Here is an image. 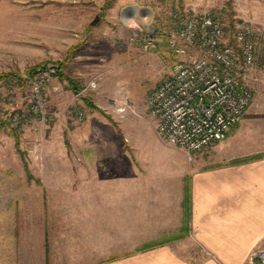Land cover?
Returning a JSON list of instances; mask_svg holds the SVG:
<instances>
[{"label": "rangeland", "instance_id": "1", "mask_svg": "<svg viewBox=\"0 0 264 264\" xmlns=\"http://www.w3.org/2000/svg\"><path fill=\"white\" fill-rule=\"evenodd\" d=\"M173 11L212 12L228 40L242 23L253 27V97L228 135L248 119L264 125V0H0V74L8 75L0 77V207L14 205L16 221L56 219L59 213L45 209L72 204L78 198L71 190L94 182L73 179V173L119 170L135 161L142 144L158 139L146 98L168 76L172 58L164 43L144 49L140 37L167 27ZM137 13L150 16L152 31L125 26L121 17ZM43 65L52 66L44 85L47 102L42 112L27 113L26 94ZM59 68L81 87L79 93L59 78ZM16 114L21 118L12 122Z\"/></svg>", "mask_w": 264, "mask_h": 264}, {"label": "crops", "instance_id": "2", "mask_svg": "<svg viewBox=\"0 0 264 264\" xmlns=\"http://www.w3.org/2000/svg\"><path fill=\"white\" fill-rule=\"evenodd\" d=\"M248 120L190 157L157 132L131 165L73 173L94 182L73 188L72 204L43 207L56 219L16 221L14 205L0 207V264H248L264 247V155L233 162L264 154V125Z\"/></svg>", "mask_w": 264, "mask_h": 264}, {"label": "built area", "instance_id": "3", "mask_svg": "<svg viewBox=\"0 0 264 264\" xmlns=\"http://www.w3.org/2000/svg\"><path fill=\"white\" fill-rule=\"evenodd\" d=\"M153 29V35L140 37L141 46L151 49L164 43L172 60L168 76L148 93L146 106L160 137L190 157L225 139L252 100L249 74L258 58L255 32L242 23L230 43L222 22L210 11H173L167 27ZM51 71L49 65L38 69L26 94L27 113L43 111ZM76 117L81 120L83 112ZM20 118L16 114L10 120ZM248 264H264V247L251 254Z\"/></svg>", "mask_w": 264, "mask_h": 264}, {"label": "trees", "instance_id": "4", "mask_svg": "<svg viewBox=\"0 0 264 264\" xmlns=\"http://www.w3.org/2000/svg\"><path fill=\"white\" fill-rule=\"evenodd\" d=\"M229 42H230V43H234V39H233V37H231V38L229 39ZM61 68H62V67H61ZM61 68H59L58 71H57V72H58V75H59V78H60L61 80H62V79H65V80L68 82V84H69L70 88L72 89V91L75 92V93H78V92L80 91V88H81V87H80L79 85H77V83H75L74 80H73L72 78L68 77L65 73H63V72L61 71V70H62ZM28 72L30 73V76H31V75L34 73V67H30ZM4 75L8 76L7 74H0V77H2V76H4ZM9 76H10V75H9ZM84 102H85V104H86L87 106H89V107H92V108L95 107L93 101H92L90 98H88V97H85V98H84ZM262 155H264V154H259V155H255V156H250V157L242 158V159H236V160H234L233 162H240V161L248 160V159H251V158H254V157H260V156H262ZM187 190H188V188L186 187V188H185V201H184V207H185L186 214H188V208H189V203H188V192H187ZM157 243H158L157 241H156V242H147V243L142 244L141 246H139L137 250H142V249L149 248V247H151V246L156 245ZM112 258H114V257H112Z\"/></svg>", "mask_w": 264, "mask_h": 264}, {"label": "clouds", "instance_id": "5", "mask_svg": "<svg viewBox=\"0 0 264 264\" xmlns=\"http://www.w3.org/2000/svg\"><path fill=\"white\" fill-rule=\"evenodd\" d=\"M121 19L125 22V26L129 29L138 30L141 32L152 31L150 16L141 18L139 13H137L131 18L121 17Z\"/></svg>", "mask_w": 264, "mask_h": 264}]
</instances>
